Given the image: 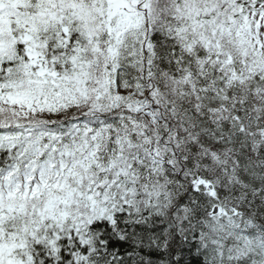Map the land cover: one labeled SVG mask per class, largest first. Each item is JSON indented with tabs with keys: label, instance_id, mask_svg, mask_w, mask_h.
<instances>
[{
	"label": "snow or ice",
	"instance_id": "1",
	"mask_svg": "<svg viewBox=\"0 0 264 264\" xmlns=\"http://www.w3.org/2000/svg\"><path fill=\"white\" fill-rule=\"evenodd\" d=\"M0 264H264V0H0Z\"/></svg>",
	"mask_w": 264,
	"mask_h": 264
}]
</instances>
